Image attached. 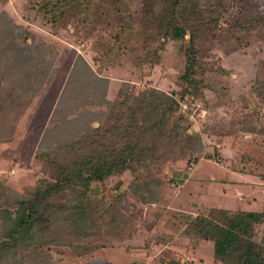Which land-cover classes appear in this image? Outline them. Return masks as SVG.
<instances>
[{"label":"trees","instance_id":"trees-1","mask_svg":"<svg viewBox=\"0 0 264 264\" xmlns=\"http://www.w3.org/2000/svg\"><path fill=\"white\" fill-rule=\"evenodd\" d=\"M9 1L0 0V151L17 144L16 129L22 127L60 53L53 39L24 25L6 6ZM137 1L135 14L129 0H31L28 10L34 14H26L29 20L38 16L58 30L68 18L66 22L73 19L84 26L86 36H93L100 26L108 34L94 39L96 67L79 54L58 101L50 107L51 116L34 151L38 172L29 171L14 181L0 176V264H52L51 245L71 247L82 263L111 264L104 248L124 245L127 239L137 242L139 232L131 216L113 213L105 205L108 180L128 173L143 200L158 199L164 181H175L179 175L169 177L168 164L191 162L193 153L206 148L204 134L192 130L182 101L192 95L204 97L207 91H229L225 82L229 69L209 54L212 35L232 31L242 46L247 33L264 30V3L258 0ZM29 37L34 45L28 43ZM170 40L187 43L178 90L135 89L123 82L116 95L110 93L112 79L106 70L129 56H137L139 64L158 63ZM41 72L45 75L38 79ZM250 89L257 98L255 108L241 95L229 121L206 123L204 129L221 137L235 135L240 172L264 180V79ZM194 161L200 157L194 156ZM99 182L106 188L102 195L95 189ZM132 188L120 192L115 186L114 195L110 193L113 203ZM254 200L246 196L230 207L195 202L197 213L180 207L170 236L155 242L180 244L177 232L187 251L200 253L202 242H212L213 264H264V230H257L264 224V200L258 209L251 207ZM104 222L107 230L101 236L106 240L97 242L101 236L95 240L96 231ZM158 257L168 264H192Z\"/></svg>","mask_w":264,"mask_h":264},{"label":"rangeland","instance_id":"rangeland-1","mask_svg":"<svg viewBox=\"0 0 264 264\" xmlns=\"http://www.w3.org/2000/svg\"><path fill=\"white\" fill-rule=\"evenodd\" d=\"M129 1L131 10L137 14L140 7L137 4L138 1ZM258 1L264 3V0ZM30 3L31 0H10L6 6L14 11L24 25L30 27V30L44 38L53 39L56 42V47H59L60 53L54 68L46 78L45 86L25 113L22 127L16 129L13 139L17 141V144L5 147L0 151V176L13 181L20 179L29 171L38 172L34 162V151L51 116L50 107L58 101L69 70L78 55L82 54L94 64L93 57L96 55V51L93 50L94 39L98 35L108 34L100 26L99 29L94 30L93 36H86L84 26L73 19L71 22H66L68 18L63 19L66 24H63L58 30L53 29L48 21H44L38 16L29 20L26 14L29 16L34 14L33 11L28 10ZM2 6L3 4L0 3V10ZM98 8H100V4ZM137 23L140 24V19H137ZM78 26L82 28L79 32ZM189 36L188 33L186 37ZM245 37L242 46H238L239 41L237 40L239 39L235 38L232 31L226 34L214 33L211 42H209L210 56L217 58L218 64L229 69L227 77L225 76L229 91L224 93L207 91L204 97L192 95L182 101L184 111L189 113L192 130L201 131L204 134L205 151L193 153L191 162L185 160L170 162L166 169L169 172V177L171 174L176 175L177 172L179 175L178 177L176 175L175 181H164L161 194L156 200H143V196L133 190V176L128 173L122 176L123 178L119 179L115 176L108 180L109 187L107 186V189L110 192L106 191L104 194L106 195L105 205L113 213H126L131 216L129 218L133 227H137L139 232L137 242L130 243L127 239L124 241L126 247L104 249L105 256L113 262L111 264H139L145 247L148 249L146 261H153L154 264H168L158 257L160 255H164V259L171 257L180 261H188L187 257L181 254L186 249L181 246L185 240L178 235L179 233H174V236L180 244L155 242V240L167 239L170 236L171 230L173 231L175 226V216L178 217L177 213L181 210L180 207L191 208L195 211L194 213H197V209L193 208L195 202L198 206L209 204L230 207L245 195L255 197L251 205L252 208L258 209L263 205L264 180L254 175L240 173L242 165L237 158V137L235 135L221 137L216 133L206 132L204 129L206 123H212L219 119L229 121L233 115L232 106L239 105L241 95H245L251 108H255L257 105L255 102L257 98L250 88L257 80L264 79V30L262 28L254 29L251 34L247 33ZM32 40V37L28 38L30 45H34ZM186 44L180 40L168 41L161 51V61L155 64L150 62L139 64V61L136 60L137 56L123 57V60L117 62L114 69L105 72L112 79L110 93L116 95V91L123 82L129 83L130 87L135 89L156 86L168 91L178 90L183 84L182 74L185 72ZM137 49L141 52L138 47ZM44 75L45 73L41 72L37 78L43 79ZM215 77L216 73H214ZM225 82L223 80V83ZM245 136L250 138L251 133H245ZM204 153L211 157L203 156ZM194 156L200 157V161L195 162ZM150 172L154 174V171ZM179 177L184 178V182H181ZM98 184L95 189L98 190L99 195H102L106 188L101 182ZM115 186L116 188L120 187L118 190L120 192L125 187L132 188L133 191L122 196L121 200L114 204V200L112 201L114 196H111L110 193L113 192L114 195ZM261 228L264 230V224H259L257 230H261ZM105 230H107V226L104 222L102 229L96 231L95 240ZM105 237L101 236L97 242L105 241ZM143 245L144 247H141ZM211 246L212 242L210 241L203 244L200 251L203 260L196 253L198 258L195 255L192 257L196 258L197 262L200 261V264H213ZM49 254L52 255V264H88L90 261L79 262L73 249L66 245L49 246Z\"/></svg>","mask_w":264,"mask_h":264},{"label":"crops","instance_id":"crops-1","mask_svg":"<svg viewBox=\"0 0 264 264\" xmlns=\"http://www.w3.org/2000/svg\"><path fill=\"white\" fill-rule=\"evenodd\" d=\"M240 173H243V172H240ZM244 174V173H243ZM247 195H245L244 197H246ZM249 196V195H248ZM243 197V198H244ZM241 198V197H240ZM238 201H240V199L239 200H237V202ZM116 247H120V248H122V247H126V246H124L123 244H120V245H116V246H113V248H116ZM203 247V242L201 243V246H200V248H202ZM107 248V247H106ZM182 248V247H181ZM105 249V248H104ZM147 251H148V249L145 247V251L143 252V254H142V260L140 261V263L139 264H149V263H151V262H153V261H146V258L148 257V253H147ZM103 252H104V250H103ZM200 255V259L202 258V256H201V254L199 253V252H197V251H187V250H183L182 251V255L183 256H185V257H187V260H188V262H190V263H192V264H200V261L199 262H197L198 260L195 258L194 259V257H192L193 255H195L197 258H198V256L196 255ZM192 254V255H191ZM154 258V257H153ZM204 258H202V260H203Z\"/></svg>","mask_w":264,"mask_h":264}]
</instances>
